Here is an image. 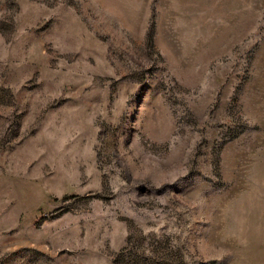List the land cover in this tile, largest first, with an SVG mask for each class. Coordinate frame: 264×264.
<instances>
[{
	"label": "rangeland",
	"instance_id": "rangeland-1",
	"mask_svg": "<svg viewBox=\"0 0 264 264\" xmlns=\"http://www.w3.org/2000/svg\"><path fill=\"white\" fill-rule=\"evenodd\" d=\"M0 264H264V0H0Z\"/></svg>",
	"mask_w": 264,
	"mask_h": 264
}]
</instances>
